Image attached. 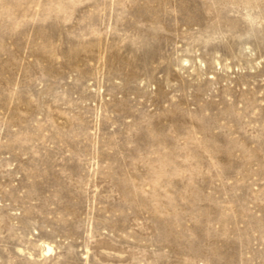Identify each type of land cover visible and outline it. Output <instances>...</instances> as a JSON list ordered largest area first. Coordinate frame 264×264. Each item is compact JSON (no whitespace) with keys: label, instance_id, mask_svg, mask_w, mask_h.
Segmentation results:
<instances>
[{"label":"rangeland","instance_id":"1","mask_svg":"<svg viewBox=\"0 0 264 264\" xmlns=\"http://www.w3.org/2000/svg\"><path fill=\"white\" fill-rule=\"evenodd\" d=\"M0 264H264V0H0Z\"/></svg>","mask_w":264,"mask_h":264},{"label":"bare ground","instance_id":"2","mask_svg":"<svg viewBox=\"0 0 264 264\" xmlns=\"http://www.w3.org/2000/svg\"><path fill=\"white\" fill-rule=\"evenodd\" d=\"M48 250H50V248H48Z\"/></svg>","mask_w":264,"mask_h":264}]
</instances>
